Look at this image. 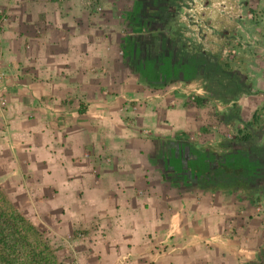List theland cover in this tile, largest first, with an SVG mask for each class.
Instances as JSON below:
<instances>
[{
    "label": "crops",
    "instance_id": "1",
    "mask_svg": "<svg viewBox=\"0 0 264 264\" xmlns=\"http://www.w3.org/2000/svg\"><path fill=\"white\" fill-rule=\"evenodd\" d=\"M134 1L13 0L0 34V186L29 218L57 215L55 234L87 230L105 264H258L264 239L244 191L179 190L162 177L160 141L220 153L242 124L207 104L200 76L154 88L130 70L119 51Z\"/></svg>",
    "mask_w": 264,
    "mask_h": 264
},
{
    "label": "rangeland",
    "instance_id": "2",
    "mask_svg": "<svg viewBox=\"0 0 264 264\" xmlns=\"http://www.w3.org/2000/svg\"><path fill=\"white\" fill-rule=\"evenodd\" d=\"M23 1L16 0L19 3ZM177 4L173 18L170 17L171 19L169 18L159 27L157 24L155 29H149L142 22L133 20L126 29L129 32L127 37L156 39L162 34L173 40L179 53H198L219 62L225 69L223 76L199 78L206 91L207 104H211L213 109L216 108V114L223 117L235 115L234 117L241 121L242 127L231 126L232 133L231 136L226 137L227 147H224V150L228 147H238L240 139L246 132L253 134L255 137L253 142H264V0H178ZM12 5L13 0H0V18H2L0 34L10 24ZM16 32L23 33V31ZM0 68L3 71L1 62ZM130 70L134 72L131 67ZM6 77L7 74L4 72V91H6ZM190 96L193 94L189 93ZM5 107L6 104L2 110L0 109V130L5 129L1 122ZM18 134H21V128L17 127L13 135ZM3 146L1 145V148ZM10 147L12 149L7 151L6 156L12 157L14 166L20 169L22 177L25 178V172L21 168L26 160L21 157L19 159L17 146ZM4 167V162L0 160V171ZM243 195L246 196L245 193ZM263 201L264 195L260 200L254 201L251 212V215L256 216L252 230L257 234L258 239L262 238V240L264 209L259 208L258 203ZM235 218H237L234 221L235 225L245 226L247 215ZM57 219V215L45 218L38 216L37 220L34 219L35 225L43 231L48 243L54 248L61 247L54 253L56 264H105L104 260L101 261L103 256L100 249L93 250V253L89 252L92 250L90 247L92 239L88 237L87 230L55 234ZM50 232L55 237L51 236ZM72 235L79 237L80 240L70 243ZM263 250L264 242L261 251ZM261 254L263 257L264 252Z\"/></svg>",
    "mask_w": 264,
    "mask_h": 264
},
{
    "label": "trees",
    "instance_id": "3",
    "mask_svg": "<svg viewBox=\"0 0 264 264\" xmlns=\"http://www.w3.org/2000/svg\"><path fill=\"white\" fill-rule=\"evenodd\" d=\"M177 2L135 0L130 20L155 29L157 24L159 27L173 18ZM156 39L126 37L121 43L124 61L149 87L159 88L177 80L190 81L198 76L210 78L225 73L217 61L198 53H179L173 40L162 34ZM194 99L198 103L199 100ZM254 138L251 132H246L238 147H228L220 153L202 150L180 137L162 140L157 153L162 177L175 189H196L205 193L242 190L245 197L258 201L264 195V142L255 143ZM34 221L14 205L0 186V264H56L54 253L61 247H52ZM258 264H264V256Z\"/></svg>",
    "mask_w": 264,
    "mask_h": 264
},
{
    "label": "built area",
    "instance_id": "4",
    "mask_svg": "<svg viewBox=\"0 0 264 264\" xmlns=\"http://www.w3.org/2000/svg\"><path fill=\"white\" fill-rule=\"evenodd\" d=\"M2 26V18H0V28ZM4 72L0 68V109L2 110L6 104L5 91H4ZM153 264V263H152Z\"/></svg>",
    "mask_w": 264,
    "mask_h": 264
}]
</instances>
